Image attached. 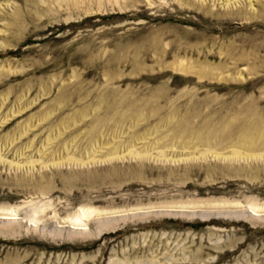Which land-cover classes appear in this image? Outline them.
<instances>
[{"label": "rangeland", "instance_id": "374dc122", "mask_svg": "<svg viewBox=\"0 0 264 264\" xmlns=\"http://www.w3.org/2000/svg\"><path fill=\"white\" fill-rule=\"evenodd\" d=\"M250 203L264 0H0V264H264Z\"/></svg>", "mask_w": 264, "mask_h": 264}, {"label": "bare ground", "instance_id": "6f19581e", "mask_svg": "<svg viewBox=\"0 0 264 264\" xmlns=\"http://www.w3.org/2000/svg\"><path fill=\"white\" fill-rule=\"evenodd\" d=\"M249 143H253V142H251V141H249ZM235 153H237V151H235ZM204 204H210V205H212L213 207V210L215 209V208H217L218 207V205H223V206H226V205H233V203H229V202H221V204H219V203H217V202H208V203H206V202H203L202 203V205H204ZM220 207V206H219ZM264 207L263 206H261L260 204H254V203H250L249 205H248V207H244V212L241 214V217H244V216H246V214H248V213H250V214H252L253 216H260L261 215V209H263ZM219 209V208H218ZM46 210H47V207H45V206H37L35 209H34V213H32L30 216H28V218H29V221H35L36 220V216H38V214L41 212V213H45L46 212ZM11 211V210H10ZM15 211V210H14ZM40 213V214H41ZM93 213H95V211L94 210H82V214L81 215H79V216H77L76 217V219H75V221L73 222V227L74 228H81V227H83V226H87V224H86V218H88L89 217V215H91V214H93ZM25 215V214H24ZM29 215V214H28ZM260 217H263V216H260ZM25 218H27V216H25ZM24 218V219H25ZM249 218V217H248ZM70 219V218H69ZM73 219V220H74ZM242 219V218H241ZM16 220V219H15ZM89 220V219H88Z\"/></svg>", "mask_w": 264, "mask_h": 264}]
</instances>
